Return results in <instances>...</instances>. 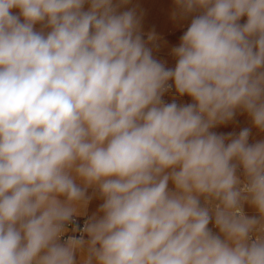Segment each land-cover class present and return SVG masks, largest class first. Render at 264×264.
I'll list each match as a JSON object with an SVG mask.
<instances>
[{"label": "clouds", "instance_id": "1", "mask_svg": "<svg viewBox=\"0 0 264 264\" xmlns=\"http://www.w3.org/2000/svg\"><path fill=\"white\" fill-rule=\"evenodd\" d=\"M172 2L0 0V264H264V0Z\"/></svg>", "mask_w": 264, "mask_h": 264}, {"label": "rangeland", "instance_id": "2", "mask_svg": "<svg viewBox=\"0 0 264 264\" xmlns=\"http://www.w3.org/2000/svg\"><path fill=\"white\" fill-rule=\"evenodd\" d=\"M159 3H160V8L158 10L147 13L145 15L146 18L144 17L142 19V29L144 32V38L145 39L147 38L148 32L155 31L158 39L155 42L156 47H154V55L158 59L164 61L166 63V66L174 67L175 58L171 56L170 49L172 46L179 43V38L186 30L189 21L173 20L172 11L174 5L172 0H159ZM164 99L167 102H171L173 99L177 100V102L179 103L190 102L188 97H183V98L178 97L175 95L174 91L166 94ZM243 117L246 116L238 115L236 117L235 121L233 122L235 124L231 123L234 127L231 124H229L227 126H219L217 129L214 130L217 132H225V133L229 131L238 132L242 127L249 126L247 117L246 120H244L245 118ZM259 137L264 138V136H262L255 129H253L250 137V142L256 139H260Z\"/></svg>", "mask_w": 264, "mask_h": 264}, {"label": "crops", "instance_id": "3", "mask_svg": "<svg viewBox=\"0 0 264 264\" xmlns=\"http://www.w3.org/2000/svg\"><path fill=\"white\" fill-rule=\"evenodd\" d=\"M130 6H137L138 10L142 12V19L151 11H156L160 8L159 0H130Z\"/></svg>", "mask_w": 264, "mask_h": 264}, {"label": "bare ground", "instance_id": "4", "mask_svg": "<svg viewBox=\"0 0 264 264\" xmlns=\"http://www.w3.org/2000/svg\"><path fill=\"white\" fill-rule=\"evenodd\" d=\"M129 7H131L130 5H129ZM242 117V116H241ZM243 118H245L244 120H246V117H243ZM242 119V118H241ZM240 119V120H241ZM238 120V119H237ZM236 120V121H237ZM245 122V121H244ZM233 124H235V123H233ZM232 125V124H231ZM242 125V124H241ZM240 125V126H241ZM233 126V125H232ZM234 127V126H233ZM228 130V129H227ZM256 134V133H255ZM254 137V136H253ZM260 138V137H259ZM261 139V138H260ZM100 203V201H98V200H94L93 202H92V204L90 205V212L91 211H95V209H96V207H97V205Z\"/></svg>", "mask_w": 264, "mask_h": 264}]
</instances>
